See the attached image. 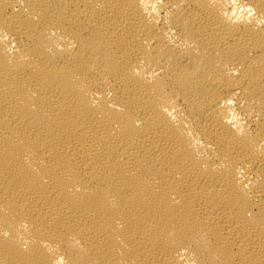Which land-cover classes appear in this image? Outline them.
Listing matches in <instances>:
<instances>
[{
	"label": "bare ground",
	"instance_id": "1",
	"mask_svg": "<svg viewBox=\"0 0 264 264\" xmlns=\"http://www.w3.org/2000/svg\"><path fill=\"white\" fill-rule=\"evenodd\" d=\"M0 264H264V0H0Z\"/></svg>",
	"mask_w": 264,
	"mask_h": 264
}]
</instances>
